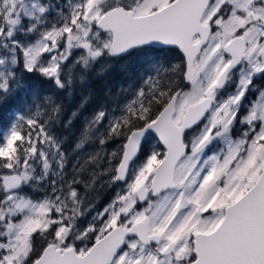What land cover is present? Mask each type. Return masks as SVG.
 <instances>
[{"label":"snow or ice","instance_id":"1","mask_svg":"<svg viewBox=\"0 0 264 264\" xmlns=\"http://www.w3.org/2000/svg\"><path fill=\"white\" fill-rule=\"evenodd\" d=\"M161 50L176 62L119 116L97 110L75 146L118 142L101 209L84 178L101 152L68 171L62 104L34 95L15 113L0 136V264H264V0H0V105L25 77L64 90L71 67Z\"/></svg>","mask_w":264,"mask_h":264},{"label":"trees","instance_id":"2","mask_svg":"<svg viewBox=\"0 0 264 264\" xmlns=\"http://www.w3.org/2000/svg\"><path fill=\"white\" fill-rule=\"evenodd\" d=\"M57 2L63 5L67 3V0H53V3ZM134 55L136 54L124 58H115L112 59V61L116 62L118 59L123 61ZM147 56L152 57L148 65L160 63L168 67L170 62H176L175 54L169 50L149 52ZM25 79L30 87L22 90L19 95L7 105H0V136H3L10 122L14 121L15 113H24L27 111V106L32 103L34 95L40 97L52 96L57 103L63 106L61 123L55 128V132L58 137L63 138L65 141L63 149L66 155H72V157H69V162L70 158H72L71 161L75 159L73 164H75L77 160L82 163L85 159H88L91 154L102 152L100 145L99 149L93 150L91 154H86V152L82 153L83 148L76 149L75 146L78 143L79 131H81V120L84 116L91 113L92 107H99L100 109L103 108L114 112L129 97L125 89H120L118 84L120 79L117 75L112 74L110 71H105L103 74L90 71L86 77L87 84L81 94H74L73 98H70V93H68L66 89H58L56 86L52 85L51 81H42L35 77H25ZM256 83L259 87L264 88V81L257 80ZM85 98H87V103L81 107V103ZM249 99H252V96H249ZM74 110H79V115L70 126L66 127L65 122L69 119V115ZM109 144L117 145L118 142L112 141ZM106 157V155L101 153L98 162L96 164L87 165L86 172L84 173L85 179H91L93 174H95V183L85 197V203L92 209H94V207L101 209L105 206L116 190L115 186H110L108 181L104 183L99 181L103 179L100 170L103 169L105 171L108 167ZM68 171H71V167H68ZM38 195L41 194L39 193ZM82 222L84 223V221Z\"/></svg>","mask_w":264,"mask_h":264},{"label":"rangeland","instance_id":"3","mask_svg":"<svg viewBox=\"0 0 264 264\" xmlns=\"http://www.w3.org/2000/svg\"><path fill=\"white\" fill-rule=\"evenodd\" d=\"M149 54V53H147ZM147 54H136L132 57H129L128 59H125L123 61H120L121 59H118V61L114 62L112 61V58H104L92 65V67L89 70L83 69L81 66L76 65L74 67H71L69 70L72 75V80L73 83L69 88H66L68 93H70V98L74 97V94H81L82 90L84 89L85 85L87 84L86 77L90 71L96 72L97 74H103L105 71H110L112 74H115L119 77L118 84L120 86L121 90L126 91L127 95L129 97L127 100L122 103L114 112H111L113 115L119 116L121 113V110L123 107L128 104L135 96V93L138 88L143 86V81L148 77V76H155L156 74V69L158 66H161L163 64L157 63L154 65H148L149 61L152 60V57L147 56ZM148 60V61H147ZM164 66V65H163ZM165 67V66H164ZM81 77H84L83 81H81ZM138 82V83H137ZM52 83V82H51ZM52 85H54L52 83ZM55 86V85H54ZM234 87V85H233ZM99 107H92L91 108V113L88 114L87 116H84L82 118V125H81V131H79V136H78V142L81 137V134L84 130L86 120H89L92 118V116L99 110ZM71 115V114H70ZM69 115V117H70ZM6 132V131H5ZM4 132V133H5ZM3 133V135H4ZM117 145H112V144H107L104 149L102 150V154L104 155L105 152H111L115 150ZM99 149V143L96 142L95 140L87 143L84 145L82 149V153L86 152V154H91L93 150ZM69 157H72V155H68ZM72 158H70V162L68 167H71L75 161ZM108 160V157H106ZM104 168V167H103ZM71 172V171H70ZM100 174L102 175L103 179L99 180L100 182L102 181L107 182L109 180V174H107L103 169L100 170ZM98 189V186H97ZM41 195H38V194ZM32 195L39 197L42 196V192H32ZM87 206V204L85 203ZM96 209H99L97 207H94L93 211ZM90 215L86 217H83L81 220L86 223L88 220H90Z\"/></svg>","mask_w":264,"mask_h":264},{"label":"water","instance_id":"4","mask_svg":"<svg viewBox=\"0 0 264 264\" xmlns=\"http://www.w3.org/2000/svg\"><path fill=\"white\" fill-rule=\"evenodd\" d=\"M124 57H127V55H126V56H124ZM124 57H122V58H124Z\"/></svg>","mask_w":264,"mask_h":264},{"label":"flooded vegetation","instance_id":"5","mask_svg":"<svg viewBox=\"0 0 264 264\" xmlns=\"http://www.w3.org/2000/svg\"><path fill=\"white\" fill-rule=\"evenodd\" d=\"M112 59H115V58H112ZM138 83V82H137Z\"/></svg>","mask_w":264,"mask_h":264}]
</instances>
